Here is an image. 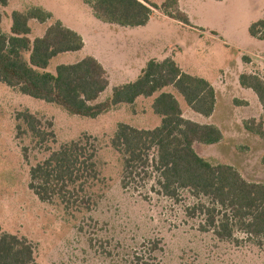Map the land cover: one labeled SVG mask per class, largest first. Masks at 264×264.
<instances>
[{
  "label": "rangeland",
  "instance_id": "obj_1",
  "mask_svg": "<svg viewBox=\"0 0 264 264\" xmlns=\"http://www.w3.org/2000/svg\"><path fill=\"white\" fill-rule=\"evenodd\" d=\"M36 1L87 38L82 51L57 56L48 69L95 54L110 79L101 99L113 86L135 78L143 51L144 58L175 53L185 71L213 82L217 106L209 117L195 113L177 93L183 116L215 124L223 132L221 141L195 143V150L212 162L234 166L249 181L264 183V139L244 124L261 119L263 109L256 94L239 84V74L246 70L264 77V41L248 31L253 21L264 18V0H178L189 20L186 26L192 29L166 19L172 17L155 8L157 16L146 25L125 28L98 23L81 0ZM18 5L12 0L6 11ZM10 23L4 16V33H9ZM46 26L32 22V36L42 34ZM244 55L256 62H245ZM153 99L139 97L134 104L90 118L0 83V233L29 239L36 264H128L132 251L152 243L158 244L155 255L164 264H264V242L240 230L225 240L204 231L205 214L199 204L210 205V199L190 189H180L176 197L165 195L153 162L139 168L123 186V157L111 139L120 122L138 128L159 125L161 116L152 108ZM25 110L36 115L44 129L54 131L55 141L38 144L17 118ZM85 134L93 137L98 150L100 179L91 189L92 209L67 210L59 200L41 201L28 186L30 168L43 161L50 149Z\"/></svg>",
  "mask_w": 264,
  "mask_h": 264
},
{
  "label": "trees",
  "instance_id": "obj_2",
  "mask_svg": "<svg viewBox=\"0 0 264 264\" xmlns=\"http://www.w3.org/2000/svg\"><path fill=\"white\" fill-rule=\"evenodd\" d=\"M9 1L0 0V83L54 103L70 114L90 118L115 106L134 104L139 97H154L152 108L161 116L159 125L138 128L120 122L111 139L112 147L123 157V186L139 168L153 162L165 195L176 197L180 189H190L210 199V205L199 204V210L205 214L201 225L204 231L211 230L225 240L232 239L235 231L240 230L264 242V183L249 181L234 166L212 162L194 148L195 143L221 141L223 132L215 124L183 116L176 95L182 96L193 111L211 116L216 90L207 79L185 72L171 56L161 60L151 57L135 80L113 86L110 94L101 99L110 79L96 57L86 55L75 62L59 63L54 71L48 69L58 55L84 48L81 34L57 19L42 36L32 37L31 19L45 23L53 17L39 5L13 10L10 31L4 33L3 8ZM82 1L98 20L122 27L146 25L155 15L152 8L189 25L178 0L162 4L151 0ZM248 31L253 38L264 40V18L253 21ZM243 60L249 62V57L244 55ZM239 83L256 94L263 109V117L258 121L246 120L245 127L264 139V77L256 72H242ZM17 118L26 123L38 144L55 141L54 131L44 129L41 120L29 110L19 112ZM97 154L91 135L65 142L50 149L43 161L30 168L28 186L41 201L59 200L67 210L90 211L94 204L91 189L100 179ZM158 248L157 243H152L135 249L128 255V264H164L155 255ZM0 264H36L33 243L24 236L0 233Z\"/></svg>",
  "mask_w": 264,
  "mask_h": 264
},
{
  "label": "crops",
  "instance_id": "obj_3",
  "mask_svg": "<svg viewBox=\"0 0 264 264\" xmlns=\"http://www.w3.org/2000/svg\"><path fill=\"white\" fill-rule=\"evenodd\" d=\"M19 1V5L17 6V8H13L10 12H8V11H6V8L9 6V4H11V2H12V0H10L9 1V4L6 6V7H4L3 8V11H4V15H3V18H4V16H8L9 18H10V20H11V13H12V11L13 10H15V9H17V10H22V9H24V7L25 6H27V5H39L40 6V4H39V2L37 3V1L36 0H18ZM82 1V0H81ZM83 2V1H82ZM163 3V2H162ZM83 4H85L84 2H83ZM161 4V3H160ZM86 6H88L87 4H85ZM89 7V6H88ZM90 8V7H89ZM91 10V9H90ZM91 13H92V11H91ZM53 14V13H52ZM94 16V15H93ZM155 16H157L156 15V13H155V15L152 17V18H154ZM164 16H166V15H164ZM54 17H55V19H54ZM167 18L166 19H171L172 21H175V22H177L179 25H182L183 27H188V28H191L192 29V27L191 26H186L185 24H181V22H179L178 20H174L173 18H169L168 16H166ZM151 18V19H152ZM165 18V17H164ZM57 19H59L60 20V18H58L56 15H54L53 14V17L52 18H50L49 20H47L45 23H40V22H38L37 20H35V19H31L30 21H29V24L31 25V28H32V31H33V27H32V22H36L37 24H39V25H42V24H46L47 23V26L44 28V30H43V33L42 34H40V35H37V36H42L44 33H45V30H46V28L51 24V23H53V21L54 20H57ZM97 19V18H96ZM150 19V20H151ZM98 20V19H97ZM149 20V21H150ZM62 21V20H61ZM11 23H12V21H11ZM11 23H10V26H11ZM98 23H102V21H100V20H98ZM105 23V22H104ZM2 24H3V20H2ZM107 24H109V23H107ZM65 25L66 26H68V27H70V28H74L73 26H71V25H69V24H66L65 23ZM113 25V24H112ZM140 27V26H139ZM125 28H128V27H125ZM131 28H133V27H131ZM75 30V29H74ZM76 31V30H75ZM78 31V30H77ZM210 31H214V30H210ZM210 31H208V32H210ZM81 33V36H83V40H84V42H85V46H84V48L86 47V35L85 34H83L81 31H78V33ZM79 33V34H80ZM200 34H202V33H200ZM31 36H32V33H31ZM33 37V36H32ZM35 37V36H34ZM261 41H264V40H261ZM83 48V49H84ZM82 49V50H83ZM82 50H80V51H82ZM80 51H78V52H80ZM69 53H76V52H69ZM63 54H66V53H63ZM61 55V54H60ZM87 55H92V56H94V57H96L98 60H99V58L95 55V54H93V53H91V54H87ZM142 55H143V60L141 61V63H139L138 64V70H137V73H136V76H135V78L134 79H131V80H127V82L128 81H133V80H135L136 79V77L138 76V74L140 73V71H141V69L145 66V64H146V62H147V60L149 59V58H151V57H146V58H144L145 57V53H144V51L142 52ZM59 56V55H58ZM86 56V55H85ZM168 56H171L172 58H174V60L179 64V66L182 68V66L180 65V63L177 61V58H176V55H175V53H171V54H167V55H165L164 57H158V59H164V58H166V57H168ZM249 56V62H247V63H249V64H252V63H254V62H256V59L254 58V57H252V56H250V55H248ZM84 57V56H83ZM56 58V57H55ZM157 58V57H156ZM100 61V60H99ZM101 62V61H100ZM102 63V62H101ZM103 64V63H102ZM126 64V63H125ZM129 64V63H128ZM104 65V64H103ZM105 67V66H104ZM134 67V66H133ZM246 68V67H245ZM183 69V68H182ZM184 70V69H183ZM246 70V69H245ZM185 71V70H184ZM185 72H187V70L185 71ZM245 72H252V70L251 71H245ZM189 73V72H188ZM191 74V73H190ZM193 75H196V74H193ZM209 81V80H208ZM210 82V81H209ZM125 83V82H124ZM213 86H214V83L213 82H210ZM122 84V83H121ZM240 84V83H239ZM119 85V84H118ZM214 88H215V86H214ZM240 88L242 89V90H244V91H246V92H248L249 90H251V89H248V88H244V87H242L241 85H240ZM215 90H216V88H215ZM174 92V91H173ZM175 93V92H174ZM254 93V92H253ZM217 94H218V92H217V90H216V97H217ZM177 96V95H176ZM150 98V97H149ZM216 106H217V100H216V105H215V108H216ZM214 111H215V109H214ZM213 111V112H214ZM195 112V111H194ZM195 113H197V112H195ZM199 114V113H198ZM201 115V114H200ZM203 116V115H202Z\"/></svg>",
  "mask_w": 264,
  "mask_h": 264
}]
</instances>
